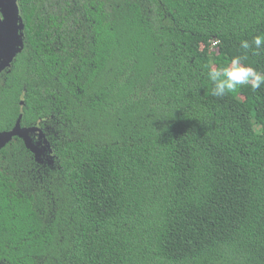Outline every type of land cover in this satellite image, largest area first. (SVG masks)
I'll list each match as a JSON object with an SVG mask.
<instances>
[{"label":"trees","instance_id":"1","mask_svg":"<svg viewBox=\"0 0 264 264\" xmlns=\"http://www.w3.org/2000/svg\"><path fill=\"white\" fill-rule=\"evenodd\" d=\"M18 6L0 132L22 114L51 150H0V264H264V87L207 78L264 35V0Z\"/></svg>","mask_w":264,"mask_h":264},{"label":"clouds","instance_id":"2","mask_svg":"<svg viewBox=\"0 0 264 264\" xmlns=\"http://www.w3.org/2000/svg\"><path fill=\"white\" fill-rule=\"evenodd\" d=\"M240 48L245 50L244 54L233 55L223 67H208L207 78L213 85V96L222 98L241 87H248L255 93L264 87V71H259L247 63L249 50L257 56L264 50V35H255L251 42L247 39L241 40Z\"/></svg>","mask_w":264,"mask_h":264},{"label":"flooded vegetation","instance_id":"3","mask_svg":"<svg viewBox=\"0 0 264 264\" xmlns=\"http://www.w3.org/2000/svg\"><path fill=\"white\" fill-rule=\"evenodd\" d=\"M19 16L21 19L15 18L11 0H0V77L10 71L15 56L22 50L25 36L20 10ZM12 50L15 54L11 59Z\"/></svg>","mask_w":264,"mask_h":264},{"label":"water","instance_id":"4","mask_svg":"<svg viewBox=\"0 0 264 264\" xmlns=\"http://www.w3.org/2000/svg\"><path fill=\"white\" fill-rule=\"evenodd\" d=\"M12 1V6H13V12L15 13V18L18 17L19 19V6H18V3H17V0H11ZM21 19V17H20ZM23 27H24V24H23ZM22 47H23V44H22ZM21 51V50H20ZM15 54V50H12L11 54H10V58L12 59L13 56ZM21 119H22V114L19 116L15 126L10 129V130H5V131H2L0 132V150L14 137V136H19L21 138L24 139L26 145L33 151L35 152V154L37 155V158H40V155L39 154L41 152V150L38 149V146L36 148V146L31 142V138H30V135H29V132L34 130V129H39L40 130V135H41V138H43V144H42V150L44 151V149H47L50 148V145L47 141V139L44 137V134H43V131L41 130L40 127L38 126H32V127H23L21 125Z\"/></svg>","mask_w":264,"mask_h":264},{"label":"rangeland","instance_id":"5","mask_svg":"<svg viewBox=\"0 0 264 264\" xmlns=\"http://www.w3.org/2000/svg\"><path fill=\"white\" fill-rule=\"evenodd\" d=\"M212 50L214 52H216V54H219L220 51L215 47L213 46ZM228 62V60L225 58L223 61H222V66H224L226 63ZM255 127L257 129L260 128V124H257L255 123ZM40 130L39 129H34L32 131L29 132V135H30V138H31V142L36 146H38V149L41 150V152L39 154H41L42 152H46L48 149H44V151L42 150V144H43V138H41V135H40Z\"/></svg>","mask_w":264,"mask_h":264}]
</instances>
